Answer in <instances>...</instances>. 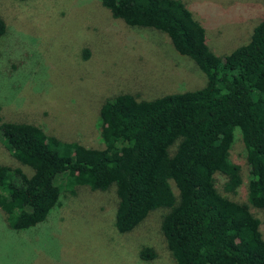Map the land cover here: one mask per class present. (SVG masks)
Wrapping results in <instances>:
<instances>
[{
  "label": "trees",
  "instance_id": "obj_1",
  "mask_svg": "<svg viewBox=\"0 0 264 264\" xmlns=\"http://www.w3.org/2000/svg\"><path fill=\"white\" fill-rule=\"evenodd\" d=\"M26 2L30 0H15ZM128 27L163 33L204 75L195 91L137 100L118 94L98 110L99 146L61 142L25 123L0 126V143L22 167L0 165V211L7 229L43 222L75 188L114 191L113 227L121 234L154 210L175 264H264V240L249 207L264 210V19L248 41L217 57L180 0H97ZM5 24L0 18V37ZM237 129L245 153V203L220 195L240 186L229 160ZM172 185L176 189L175 195ZM138 256L154 253L142 248Z\"/></svg>",
  "mask_w": 264,
  "mask_h": 264
},
{
  "label": "rangeland",
  "instance_id": "obj_2",
  "mask_svg": "<svg viewBox=\"0 0 264 264\" xmlns=\"http://www.w3.org/2000/svg\"><path fill=\"white\" fill-rule=\"evenodd\" d=\"M204 31L217 57L248 41L264 19V0H180ZM5 33L0 37V126L25 123L61 142L98 147V110L107 99L129 94L137 100L195 91L204 75L177 54L168 38L148 28L113 19L97 0H0ZM229 160L239 167L240 186L223 190L227 199L245 203L247 166L237 129ZM0 165L20 166L0 143ZM174 194L176 189L172 185ZM114 191L75 188L37 226L7 229L0 211V264H175L160 231L166 210L150 212L135 228L113 227ZM264 240V210L249 207ZM142 248L154 257L141 260Z\"/></svg>",
  "mask_w": 264,
  "mask_h": 264
}]
</instances>
